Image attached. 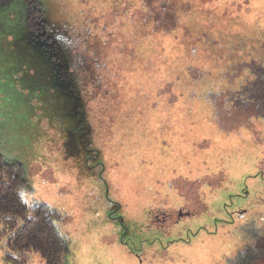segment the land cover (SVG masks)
I'll return each instance as SVG.
<instances>
[{"label":"rangeland","instance_id":"rangeland-1","mask_svg":"<svg viewBox=\"0 0 264 264\" xmlns=\"http://www.w3.org/2000/svg\"><path fill=\"white\" fill-rule=\"evenodd\" d=\"M189 1L217 18L195 16V29L206 23L221 34L214 38L230 29L252 47L263 42L264 0ZM43 2L45 34L87 110L58 84L49 44L31 34L21 5L7 7L0 17V154L23 166L24 200L58 212L71 264H230L238 239L243 244L264 217V180L256 175L264 171V120L248 121L236 110L235 121L218 107L221 96L206 92L199 102L201 90L189 77V86L176 81L182 57L199 61L194 76L207 70L218 81L220 51L199 47L193 54L190 26L161 37L158 70L164 67L169 80L153 85L148 74L134 72L147 71L140 63L149 57L137 53L131 37L132 25L147 16L137 0ZM137 80L160 100L133 105ZM244 187L247 199L234 197ZM238 206L248 223L219 226L215 234V218H228ZM165 212L183 213L170 231L156 225ZM179 234L182 241L174 242ZM31 264L47 263L34 254Z\"/></svg>","mask_w":264,"mask_h":264},{"label":"trees","instance_id":"trees-1","mask_svg":"<svg viewBox=\"0 0 264 264\" xmlns=\"http://www.w3.org/2000/svg\"><path fill=\"white\" fill-rule=\"evenodd\" d=\"M132 1L134 4V0ZM137 2H139L141 10L147 11V16L143 18L142 22L132 25L131 37L134 34L136 36L137 53L144 55L147 52L149 57L146 58L148 62L140 63V67L147 68V71L137 69L134 72L148 74L146 82H152L153 85L157 86H160V81H164L163 77L169 80L167 74H163L164 67L160 68L161 71L158 70V59L160 58L161 61L164 59L160 38L190 26L186 29L187 34H195L194 39H190L187 43V47L191 48L190 51L196 55L199 47L202 49L216 47L211 49L220 51L219 55L215 57L218 60L224 58V65L219 64L214 67L213 70L217 71L220 77L216 81L212 78L213 72L207 70L196 72L194 76L193 70H199L194 65L199 61L189 63L185 62L182 57L178 64V67L182 65L179 67L177 85L189 86L185 84L186 77H189V83H194V87L201 90V93L197 94L199 102L206 92V95L213 93L221 96L222 103H219L218 107L223 108L235 121L238 118V113L251 122L264 120V39L263 42H260L261 44L257 41V45L252 47L248 43L242 42L241 34L232 35L230 29H221L223 33L221 39L219 37L214 38V35L221 34L214 33L215 31L211 27L205 25L206 23L201 27L197 26L195 29L193 27L195 16H201L204 20L212 22L217 21V18L208 16L209 14L204 15L202 11L194 8L195 6L189 0H137ZM15 4L21 5L23 14L25 12L24 23L32 32L31 34L33 36L43 34L47 27L43 0H0V17L7 7ZM260 49L263 50V53H260L262 51ZM139 60L142 61V58ZM64 71L63 77L70 79L72 89L78 96L74 86L77 84L76 79L69 75L66 70ZM167 73L173 76L172 82H174L173 71L169 70ZM159 76H162L161 80ZM140 82L137 80V86L130 97L133 105H139V102L147 103L152 99L160 100V97L156 98L151 95L149 84H140ZM242 89L244 93H241ZM246 97H249L248 101L252 102L251 109L245 105ZM207 102L214 107L212 102ZM83 103H80V108L85 111L87 108ZM126 103L125 101L124 104ZM236 110L239 112H235ZM24 175L25 170L21 164L10 163L0 154V216H7L0 218L1 249L2 241L6 237L5 247L10 251L27 252L32 255L39 254L47 264H71L69 258L71 243L57 226L58 212L47 204H30L24 200L21 193L27 187V180ZM256 175L264 180L262 169ZM247 192V187H244L242 192L234 195V197L247 199ZM242 208L238 206L235 212L229 213L231 217L215 218L216 224L214 225L217 230L215 234L219 233V226L221 230H224L229 224L231 225L229 230H236L238 227L246 225L248 222L241 220L244 211ZM224 211L228 216L227 209ZM234 213H237L236 217L233 216ZM181 215L183 213L178 217L165 212L157 216L156 225L163 231H170L174 225L180 222ZM21 220L23 221L22 228L8 236L20 226ZM177 238L174 242L182 241L181 234ZM242 240L244 243L239 244L241 239H238L235 247L231 250L232 256L228 255L230 264H264V217L260 219L257 225H254L253 231L243 236ZM2 250L3 260L6 264H28L29 257L27 254L13 255L4 249Z\"/></svg>","mask_w":264,"mask_h":264},{"label":"flooded vegetation","instance_id":"flooded-vegetation-1","mask_svg":"<svg viewBox=\"0 0 264 264\" xmlns=\"http://www.w3.org/2000/svg\"><path fill=\"white\" fill-rule=\"evenodd\" d=\"M40 37H42L40 40L45 41L46 44H49V52L51 53V57H52V62L54 63L56 69H57V79H58V84H63L62 89H64V91L66 93L70 92V94H72L77 103L76 105H80V97L75 95L73 89H72V82H70L69 78H64L63 74L65 73L64 70H66V66L63 64V62L60 61V57H58V51L56 49V47H54V39L52 37H49L48 35L45 34V36H43V34H40ZM39 41V40H38ZM54 58V59H53ZM77 106V107H78Z\"/></svg>","mask_w":264,"mask_h":264},{"label":"water","instance_id":"water-1","mask_svg":"<svg viewBox=\"0 0 264 264\" xmlns=\"http://www.w3.org/2000/svg\"><path fill=\"white\" fill-rule=\"evenodd\" d=\"M44 35H45V32L43 33V36H44ZM5 217H6V216H1L0 218H5ZM22 226H23V221L21 220L20 226H19L15 231L9 233L8 236H11V235H13L14 233H16L17 231H19V230L22 228ZM5 240H6V239L3 240V246H4V247H5ZM5 250H6V252H8V253H10V254H13V255H17V254H20V253H25V254H27L28 257H29L28 264H31L32 254L27 253V252H14V251H10V250H8L6 247H5Z\"/></svg>","mask_w":264,"mask_h":264}]
</instances>
